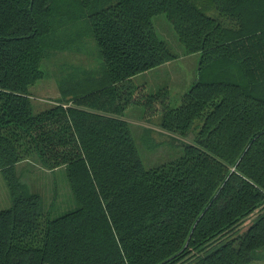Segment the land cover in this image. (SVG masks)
<instances>
[{"label": "trees", "instance_id": "16d2710c", "mask_svg": "<svg viewBox=\"0 0 264 264\" xmlns=\"http://www.w3.org/2000/svg\"><path fill=\"white\" fill-rule=\"evenodd\" d=\"M165 13L197 78L171 106L139 72L179 54L158 37ZM91 35L102 73L58 81L32 112L43 58ZM145 118L195 143L146 167L122 117ZM197 120V121H196ZM196 122V123H195ZM195 123V124H194ZM149 129V128H148ZM150 130V129H149ZM64 165L77 206L51 217L15 165ZM0 264H248L264 248V0H0Z\"/></svg>", "mask_w": 264, "mask_h": 264}, {"label": "rangeland", "instance_id": "374dc122", "mask_svg": "<svg viewBox=\"0 0 264 264\" xmlns=\"http://www.w3.org/2000/svg\"><path fill=\"white\" fill-rule=\"evenodd\" d=\"M152 23L158 37L164 39L179 56L135 74L132 82L135 85L145 84L150 93L166 87L170 105L175 106L181 102L183 94L197 78L199 53L181 55L184 47L165 13L153 15ZM66 34V48L52 51L42 59L40 69L44 71V76L28 87L33 113L51 106L56 101L55 98L59 94L58 81L61 78L70 75L73 79H80L84 71L88 75L99 76L102 73L103 61L93 37L83 35V32L77 37L73 33ZM122 117L130 124L132 138L146 167L171 161L182 154L186 144L195 143L194 126L184 135L166 131L158 125L160 115L145 118L143 105L139 102L129 104ZM15 171L24 184L25 192L34 191L40 194V206L51 217L77 206L64 165L47 169L32 157L17 162ZM9 204L10 192L0 169V208ZM257 254L258 258L250 260L248 264H264V248L259 249Z\"/></svg>", "mask_w": 264, "mask_h": 264}, {"label": "crops", "instance_id": "0c3cea01", "mask_svg": "<svg viewBox=\"0 0 264 264\" xmlns=\"http://www.w3.org/2000/svg\"><path fill=\"white\" fill-rule=\"evenodd\" d=\"M181 55H183V56H190L191 54H188V55H184V54L182 53ZM143 72H144V71H143Z\"/></svg>", "mask_w": 264, "mask_h": 264}]
</instances>
